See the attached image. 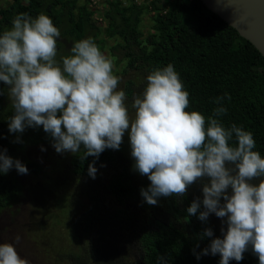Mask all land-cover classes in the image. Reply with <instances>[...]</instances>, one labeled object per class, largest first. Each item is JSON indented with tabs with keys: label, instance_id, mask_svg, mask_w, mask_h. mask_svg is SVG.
<instances>
[{
	"label": "trees",
	"instance_id": "16d2710c",
	"mask_svg": "<svg viewBox=\"0 0 264 264\" xmlns=\"http://www.w3.org/2000/svg\"><path fill=\"white\" fill-rule=\"evenodd\" d=\"M105 0L100 21L92 0H13L0 8V33L10 28L21 13L36 17L46 13L60 29L57 59L70 54L73 44L92 37L101 51L132 71L126 93L141 94L152 69L173 64L190 94L189 111L206 117L216 107L218 96L229 95L221 117L225 126H243L256 141L255 150L264 156V56L236 28L209 9L201 0ZM152 12V32L142 29L143 15ZM107 20L103 25L102 21ZM114 39V44H108ZM0 81V149L19 159L28 168L20 174L13 167L0 173V213L8 211L23 196L22 176L39 177L43 165L27 157L35 144L52 142L43 126L28 127L23 133L9 132V117L14 113ZM19 137V142L17 141ZM235 142V141H233ZM71 153L66 162L69 179L68 204L60 206L68 227L79 239V251L60 256L62 264H159L164 255L169 264H219L220 255H201L215 237H222L226 224L214 213L207 221L197 215L187 217V208L196 197L202 198V184H194L183 197H161L155 206L147 204L141 188L149 186L147 176L133 169L132 161L119 150L105 149L99 156L81 159ZM95 161V178L88 167ZM66 173V174H67ZM64 196V191L58 195ZM223 199V198H222ZM203 210V206L201 207ZM213 237L201 238L206 229ZM199 245V247H197ZM79 253V254H78ZM229 264H259L251 248L242 261Z\"/></svg>",
	"mask_w": 264,
	"mask_h": 264
},
{
	"label": "clouds",
	"instance_id": "9594fccd",
	"mask_svg": "<svg viewBox=\"0 0 264 264\" xmlns=\"http://www.w3.org/2000/svg\"><path fill=\"white\" fill-rule=\"evenodd\" d=\"M60 35L44 12L36 17L18 14L0 33V81L9 86L14 109L8 118L9 132L43 126L57 153L78 154L83 148L81 159H98L105 149L119 150L130 129L133 169L150 181L141 188L147 204L155 206L161 197L183 198L199 183L202 198L192 200L186 219L198 213L201 221H207L214 213L226 224L222 237L213 238L201 253L193 249L196 258L219 254V264H229L242 261L251 248L264 264V156L255 150L251 131L236 124L225 126L221 120L227 113L225 96L231 97H216V107L207 117L189 111L190 94L169 63L151 70L143 92L133 98L134 115L130 114L126 93L118 90L120 77L113 62L94 39L77 40L70 54L58 60ZM13 167L20 174L28 172L7 149H0V173ZM88 172L95 178V161ZM200 236L213 237V230L206 228ZM158 261L169 264L164 255ZM0 264L29 261L15 244L4 242Z\"/></svg>",
	"mask_w": 264,
	"mask_h": 264
},
{
	"label": "rangeland",
	"instance_id": "374dc122",
	"mask_svg": "<svg viewBox=\"0 0 264 264\" xmlns=\"http://www.w3.org/2000/svg\"><path fill=\"white\" fill-rule=\"evenodd\" d=\"M12 1L0 0V8L6 7ZM104 1L92 0L89 5L90 8L98 10L95 16L100 21L102 20L100 14L104 10L102 5ZM81 2H85V0H81ZM125 2L127 1L125 0ZM151 13L148 12L142 16V29L145 33L153 31ZM107 22V20H103L102 24L106 25ZM113 40L110 39L108 44H114ZM106 56L113 62L114 73L120 77L118 90L122 89L126 93L128 81L134 76V72H124L123 63L118 64L114 60L115 58L110 56L108 48ZM126 97L130 114L134 115V110L131 108L133 99L127 93ZM129 132L130 129L125 132L119 151L126 154L134 165ZM27 154V157L41 162L43 173L39 180L35 176H22L23 196L15 201L8 211L0 213V243L15 244L21 257L26 258L29 264H62L60 256L73 252L72 249L75 248L76 251H79L80 244L73 229L67 226L60 209V206L63 208L68 204L69 179L66 177L68 175L66 162L71 152L57 153L53 143L48 142L31 146ZM63 191L64 196L57 199ZM17 236L20 237L18 244L16 243Z\"/></svg>",
	"mask_w": 264,
	"mask_h": 264
},
{
	"label": "water",
	"instance_id": "95a60500",
	"mask_svg": "<svg viewBox=\"0 0 264 264\" xmlns=\"http://www.w3.org/2000/svg\"><path fill=\"white\" fill-rule=\"evenodd\" d=\"M264 56V0H201Z\"/></svg>",
	"mask_w": 264,
	"mask_h": 264
}]
</instances>
